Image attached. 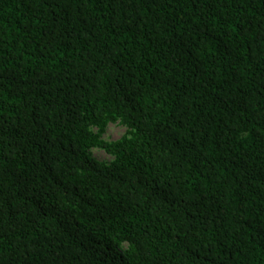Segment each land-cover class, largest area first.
I'll return each mask as SVG.
<instances>
[{
  "label": "trees",
  "instance_id": "1",
  "mask_svg": "<svg viewBox=\"0 0 264 264\" xmlns=\"http://www.w3.org/2000/svg\"><path fill=\"white\" fill-rule=\"evenodd\" d=\"M0 264H264V0H0Z\"/></svg>",
  "mask_w": 264,
  "mask_h": 264
},
{
  "label": "rangeland",
  "instance_id": "2",
  "mask_svg": "<svg viewBox=\"0 0 264 264\" xmlns=\"http://www.w3.org/2000/svg\"><path fill=\"white\" fill-rule=\"evenodd\" d=\"M124 133V128L118 124H109L103 135L104 140H116ZM91 155L100 161H109L111 158L104 151L98 149H91Z\"/></svg>",
  "mask_w": 264,
  "mask_h": 264
}]
</instances>
